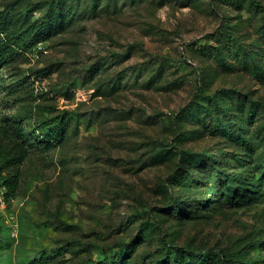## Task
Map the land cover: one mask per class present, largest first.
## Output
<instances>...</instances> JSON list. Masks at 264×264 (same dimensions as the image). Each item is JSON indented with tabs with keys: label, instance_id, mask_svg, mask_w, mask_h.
Masks as SVG:
<instances>
[{
	"label": "rangeland",
	"instance_id": "374dc122",
	"mask_svg": "<svg viewBox=\"0 0 264 264\" xmlns=\"http://www.w3.org/2000/svg\"><path fill=\"white\" fill-rule=\"evenodd\" d=\"M255 1L0 0V264H264Z\"/></svg>",
	"mask_w": 264,
	"mask_h": 264
},
{
	"label": "trees",
	"instance_id": "16d2710c",
	"mask_svg": "<svg viewBox=\"0 0 264 264\" xmlns=\"http://www.w3.org/2000/svg\"><path fill=\"white\" fill-rule=\"evenodd\" d=\"M259 6L255 0H252ZM27 148L20 138L14 137L0 121V186L4 197H15L21 176V165L27 156ZM179 201L175 203V206Z\"/></svg>",
	"mask_w": 264,
	"mask_h": 264
},
{
	"label": "built area",
	"instance_id": "2783aa9c",
	"mask_svg": "<svg viewBox=\"0 0 264 264\" xmlns=\"http://www.w3.org/2000/svg\"><path fill=\"white\" fill-rule=\"evenodd\" d=\"M6 199L4 196H0V206H5Z\"/></svg>",
	"mask_w": 264,
	"mask_h": 264
}]
</instances>
